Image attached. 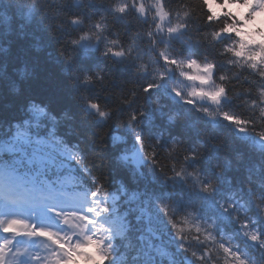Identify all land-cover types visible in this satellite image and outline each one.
I'll list each match as a JSON object with an SVG mask.
<instances>
[{
  "label": "trees",
  "instance_id": "16d2710c",
  "mask_svg": "<svg viewBox=\"0 0 264 264\" xmlns=\"http://www.w3.org/2000/svg\"><path fill=\"white\" fill-rule=\"evenodd\" d=\"M180 2L168 0L173 6ZM19 9L31 10L33 20L24 28H17L9 38L11 59L17 67L26 64L32 76L28 83L20 82L19 94L14 91L15 85L0 84L2 131L7 134L14 121H21L28 115L26 107L30 101L47 106L48 123L42 125L41 130L54 129V135L62 145L82 158V165L78 158L75 164L69 161V167L79 180L77 189L91 192L102 184L110 193L107 203L111 211L101 217V222L106 228L113 229L114 240L108 242L113 245L114 259L111 264H152L148 241L141 240L142 236L150 235L147 232L148 216L156 233L153 239L166 249V255L158 258L165 264H199L191 253L180 247L167 216L161 211V203L173 210V216L186 230L191 223L184 224L181 214L192 211L200 221L213 225L214 235L228 237L242 252L257 255L258 245H253L242 234L233 214L224 212L220 205L236 202L238 206L249 208L256 221L255 227L264 234V220L257 215L254 201V197L264 198V147L256 144V139L263 138L258 132L264 130V124L255 122L253 130L241 134L240 128L222 116L213 118L202 113L198 107L186 103L172 91L173 86L180 88L185 96L190 91L182 89L187 82L174 71H170L160 82V87L150 92H143L142 88L144 79L151 77L148 74H144L143 78L133 77L131 66L126 63L117 64L116 73L113 72L111 78L106 76L109 80L107 84L88 82L84 79L86 74L108 70L103 64L93 67L96 63H103L98 53L96 59L86 63L85 67L74 60L66 63L65 57L60 56L59 40L56 38L59 23L55 19L42 21L40 0H0V10L15 15ZM22 22V19L17 21ZM116 26L134 30L138 21L134 17H129L127 23L120 19ZM210 30L211 27L203 20L193 18L189 34L184 32L183 39L180 34L173 37L169 43L170 50L182 40H189L193 33ZM136 35L137 31H134L133 36ZM190 42L194 46L192 39ZM7 43V40L4 41V44ZM227 43L228 40L224 39L216 46ZM84 51L96 52L95 49ZM189 51L194 58L204 59L202 48H189L185 43L179 57L186 58ZM159 63L163 65V61ZM240 71L236 69V73ZM244 98L252 99L253 96L247 93ZM123 100L130 102L123 103ZM93 101L111 109L110 115L101 117L90 107ZM222 110L234 115L247 114L239 98L226 99ZM141 112L143 115H139ZM133 115H139V119H133ZM136 133L144 137L148 150L156 142L170 143L175 138L188 149L200 153L192 165H188L189 170L194 166L201 178L216 182L214 194L210 196L182 181L161 180L155 168L145 159ZM136 150L142 156L139 165L134 164L132 157ZM116 196L119 200L114 201ZM122 231L124 234L121 236L118 233ZM188 246L197 255L203 252L204 245L195 240ZM210 250L215 264H224L222 250L216 245H211Z\"/></svg>",
  "mask_w": 264,
  "mask_h": 264
},
{
  "label": "snow or ice",
  "instance_id": "6c2138e0",
  "mask_svg": "<svg viewBox=\"0 0 264 264\" xmlns=\"http://www.w3.org/2000/svg\"><path fill=\"white\" fill-rule=\"evenodd\" d=\"M80 3L81 0H74ZM102 0H89V3H100ZM114 18H122L128 21L129 13H132L140 24H150L151 31L146 32L157 40L159 55L153 56V61H163L164 69L158 70V74L151 77L155 82L145 83L143 92H150L160 87L169 71L178 72L185 80L192 82V87L185 96L180 88L173 86L172 90L186 103L196 106V99L208 100L216 106V111L199 108L208 116L215 118L222 116L225 120L233 123L241 131H251L256 123L250 119L245 120L241 116L222 110L223 101L228 96L224 84L215 81L216 65L204 60L192 58H180L169 47L172 38L188 31L193 18L203 20L211 27L210 31L203 33V39L213 43L228 40L223 47V54L230 57L233 65L240 69H248L251 75L245 76L253 85L264 80V0H181L175 6L168 0H113L109 4ZM22 23H17L18 20ZM33 12L19 9L15 15L11 12L0 10V84L11 83L15 85L14 91L19 94L21 84L28 83L32 73L27 66L17 67L12 57L11 40L9 39L17 28H24L31 24ZM99 27V25H97ZM139 35V33H137ZM158 38V39H157ZM167 38L168 46H159V39ZM8 41L4 44V41ZM184 40L189 48L193 43ZM115 44V41H112ZM199 44L200 41H195ZM108 51L118 58H123L125 53L119 49L109 48ZM66 63L71 58L66 57ZM147 74L149 69L141 63L138 70ZM238 74V73H237ZM258 78V79H257ZM199 82V86H196ZM246 93L253 97H264V87H248ZM249 107L257 108L262 102L260 99H248ZM90 107L99 113V106L91 103ZM264 111V108L257 109ZM28 115L21 121H14L8 128L7 134L2 131L0 125V175L6 176L15 182L18 188L15 199L24 200L33 209L43 208L58 217L63 231H54L51 228L38 227L26 219L11 217L0 219V231L5 235L0 238V264H74L78 258H83L90 264H111L113 245L108 243L114 240L113 229L106 228L101 217L111 211L107 200L110 193L101 184L86 195L87 204L83 211L74 207L57 208L56 201L65 200L75 202L84 198L85 193L77 189L79 180L69 167V161L73 164L76 159L82 158L78 153H71L64 147L54 135V129L41 130L42 125H47V106L37 101H30L26 107ZM102 115V113H99ZM139 115H143L141 112ZM139 115H133V119H139ZM264 124V120L261 121ZM258 135L264 137V130ZM140 140V148L149 164L155 168L158 165L155 146L149 149L147 142L140 133H136ZM117 140L120 137H116ZM192 159H196L193 153ZM192 179L189 186L193 185L203 193L213 195L217 187L216 182H208L201 178L198 172L187 173L186 163L182 170L178 171L170 179H183L188 182V176ZM0 197L13 200L10 191L0 192ZM114 201L119 196L113 197ZM262 197H254L257 215L264 220V205L260 203ZM224 212H231L242 234L248 238L257 249L264 250V234L255 227L256 221L250 215V209L244 205L238 206L236 202L221 204ZM161 211L167 216L176 237L180 241V247L185 252L191 253L199 264H215L210 247L216 245L224 256V264H248L245 254L239 251V246L231 239L217 236L213 233V225L205 224L198 219L192 211L184 216V224L191 223L186 230L173 216V210L167 204H160ZM143 211V209H142ZM190 218V220H189ZM147 232L150 234L141 240H147V249L152 253V264H165L158 257L166 255L165 247L155 242L156 233L148 216ZM193 232L195 233L193 235ZM206 233V235H205ZM123 235V231L118 233ZM203 236V240L201 237ZM17 237H38L48 241L45 248L49 249L48 255L44 256L39 251H31L22 248L17 243ZM195 240L204 245L203 252L197 255L188 245Z\"/></svg>",
  "mask_w": 264,
  "mask_h": 264
},
{
  "label": "clouds",
  "instance_id": "9594fccd",
  "mask_svg": "<svg viewBox=\"0 0 264 264\" xmlns=\"http://www.w3.org/2000/svg\"><path fill=\"white\" fill-rule=\"evenodd\" d=\"M111 2L113 0H102L100 3H89V0H81L80 3H75L74 0H40L39 15L42 21L50 19L58 21L60 30L56 38L59 40L61 57L71 58L77 64L85 67L86 63H90L96 59V54L98 53L103 63H96L93 67L103 64L108 70L106 72L104 69H101L96 71L94 75L86 74L84 77L86 81L99 83L100 85L107 84L109 80H106V76L111 78L112 73H116L117 64L119 63L129 64L131 66L130 73L133 77L143 78L145 76L142 72L138 71L141 68V63L149 69L147 73L149 77L157 75L158 70L164 69V65L152 59L153 56L159 55V47L156 39L145 34L152 30L151 25H144L138 22V26L134 30H129L126 26L118 28L116 26L117 20L122 18H114L109 7ZM193 3H195V0H193ZM57 5L59 6L57 7ZM129 17H134V15L129 13ZM135 20L137 21L136 18ZM134 31H137L139 35L133 36ZM203 33L196 32L191 35V39L194 42L200 41L199 44L194 43L192 48L200 47L203 49L205 52L203 60L216 65V83L224 84L227 88L228 96L231 97L230 99L239 98L240 102L244 105L247 114L237 116H241L245 120L250 119L254 122L264 120V111L257 110L264 108V103L257 105V108H252L247 103L248 99L244 98L247 94L245 92L246 88L264 87V80L253 85L250 80L245 79V76L251 75L248 69H244L237 74V68L233 65L231 58L223 54L224 45L217 47V42L213 43L204 40ZM188 34L187 31L185 35ZM137 40L138 43L136 42ZM112 41L116 43L113 44ZM130 41L132 42L130 43ZM159 46H168L166 38L159 39ZM183 47L184 42L182 40L181 43L174 45L171 51L179 56L180 49ZM109 48L119 49L125 53L124 57H116L108 51ZM85 49H95L96 52L88 53L84 51ZM189 55L192 56L191 51H189L187 57ZM192 58L194 57L192 56ZM222 68L227 70H222ZM168 71L170 72V70ZM179 76L187 82L184 88L186 90L191 89L193 86L192 82L185 80L180 74ZM152 82L155 81L151 78L144 79V84ZM196 86H199V82H196ZM195 99L196 107L198 108L210 109L212 111L216 109V106L206 99ZM252 99H260L264 102V97H253ZM129 102V100H123V103ZM202 102H207V106H203ZM92 103H96L99 106V113H102V115L99 114L101 117H108L110 115L111 109L106 105L97 101H93ZM202 113L206 114L204 111ZM251 113H256V115L252 116L250 115ZM154 146L158 161L155 170L161 180L170 179V177L175 176L178 171L182 170L185 163L187 173H199V170L194 166H192V170H189L188 165H192V162L195 160L191 158L192 154L195 153L198 158L200 153L188 149L181 141L174 138L170 143L156 142ZM191 179L192 177L189 175L188 182L183 179H176L174 181H182L189 186ZM208 182L213 181L209 180ZM191 188L195 189L196 187L193 185ZM260 203L264 205V200H261ZM239 251L241 250L239 249ZM256 253L257 255L255 256L244 253L248 264H264V250L256 249Z\"/></svg>",
  "mask_w": 264,
  "mask_h": 264
},
{
  "label": "rangeland",
  "instance_id": "374dc122",
  "mask_svg": "<svg viewBox=\"0 0 264 264\" xmlns=\"http://www.w3.org/2000/svg\"><path fill=\"white\" fill-rule=\"evenodd\" d=\"M182 89L185 90L184 85H182ZM135 156L137 158L140 157V152L138 150L135 151ZM5 191H12L13 193L17 194L18 188L16 187V184L14 181L9 179L8 181H4L2 178H0V192ZM84 198H79L75 202H69L65 201L66 203H69V206L76 208L77 210H81V204H84ZM64 203V204H66ZM57 208H61V204L56 202L55 205ZM23 209L25 210L23 214L18 213V210ZM0 219H7L11 217H19L21 219H26L32 223L37 224L38 227H45V228H51L54 231H63L62 228H54L55 225L49 224V220L51 219H58L54 214L47 211V209L43 208H37L33 209L28 203L26 204H15L11 205L9 203H6L1 197H0ZM10 215V216H8ZM27 215V216H25ZM59 220V219H58ZM5 234L0 231V238H2ZM27 239H19L17 241L18 245L22 248L26 247L29 248L31 251H39L42 255L47 256L49 249L45 248V246L48 244V241H46L43 238L38 237H27ZM37 239V240H36ZM34 240V242L31 243V241ZM74 264H90V262L85 261L83 258H78Z\"/></svg>",
  "mask_w": 264,
  "mask_h": 264
}]
</instances>
